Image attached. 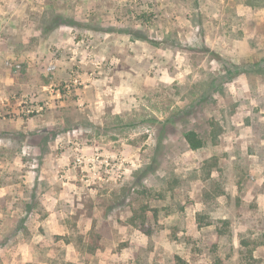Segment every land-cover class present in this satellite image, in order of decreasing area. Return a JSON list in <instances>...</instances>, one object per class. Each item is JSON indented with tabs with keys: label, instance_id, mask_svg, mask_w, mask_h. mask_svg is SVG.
<instances>
[{
	"label": "rangeland",
	"instance_id": "374dc122",
	"mask_svg": "<svg viewBox=\"0 0 264 264\" xmlns=\"http://www.w3.org/2000/svg\"><path fill=\"white\" fill-rule=\"evenodd\" d=\"M0 264H264V0H0Z\"/></svg>",
	"mask_w": 264,
	"mask_h": 264
},
{
	"label": "trees",
	"instance_id": "16d2710c",
	"mask_svg": "<svg viewBox=\"0 0 264 264\" xmlns=\"http://www.w3.org/2000/svg\"><path fill=\"white\" fill-rule=\"evenodd\" d=\"M235 74H238V73L235 72ZM182 139L185 141V143L192 150H198V149L202 148L204 145L203 140L193 130L184 131L182 133ZM128 223L131 226H133L134 228L144 232L145 234H150V229L148 228V226L145 225L146 224L145 208L140 207L138 210H133V214L131 215V217H129Z\"/></svg>",
	"mask_w": 264,
	"mask_h": 264
}]
</instances>
